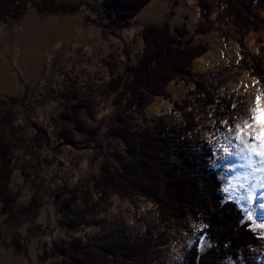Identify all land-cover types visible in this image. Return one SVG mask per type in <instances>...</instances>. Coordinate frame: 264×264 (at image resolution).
Returning <instances> with one entry per match:
<instances>
[{
    "label": "rangeland",
    "instance_id": "rangeland-1",
    "mask_svg": "<svg viewBox=\"0 0 264 264\" xmlns=\"http://www.w3.org/2000/svg\"><path fill=\"white\" fill-rule=\"evenodd\" d=\"M69 1L83 4L81 10L47 15L30 5L18 21L0 22V113L12 116L4 139L13 146L8 187L15 198L13 213L0 214V264H79L70 252L107 243L118 250L105 264H181L197 240L208 247L201 224L187 220L164 226L156 205L145 197L113 193L105 199L95 190L104 159L116 166L127 149L110 134L117 116L128 112L109 83L125 64L138 62L145 25L166 18L173 30L186 25L190 33L184 39L194 37L193 43L207 51L193 62L194 77L171 82L167 97L129 112L134 130L155 128L160 119L182 127L183 114L193 119L196 127L188 139L214 149L215 160L207 166L216 170L218 192L251 216L256 235L248 255L252 264H264V229L257 227L264 223V167L258 171L256 161L245 176L233 174L234 159L248 157L249 145L256 143L247 136L246 142L237 139L235 127L247 121L255 130L264 76L253 74L251 66L264 63V29L240 37L214 5L213 29L194 36L200 20L197 0H151L127 19L129 28L114 31L112 18L119 24L124 20L117 17L113 0ZM255 13L264 19L263 9ZM199 76L216 89L213 106L200 107L194 95ZM77 122L95 130L93 135L77 131ZM73 193L78 197L72 207L83 212L86 200L89 210L83 215L86 223L72 229L66 201ZM222 264L248 263L242 258Z\"/></svg>",
    "mask_w": 264,
    "mask_h": 264
},
{
    "label": "trees",
    "instance_id": "trees-1",
    "mask_svg": "<svg viewBox=\"0 0 264 264\" xmlns=\"http://www.w3.org/2000/svg\"><path fill=\"white\" fill-rule=\"evenodd\" d=\"M150 1L113 0L119 6L117 17L124 20L119 24L112 18L114 31L129 28L131 23L127 19L136 16ZM197 1L200 20L194 28V36L205 34L214 27L210 19V2ZM220 4L224 7L222 20L230 21L240 37L264 29V19L255 13L264 10V0H221ZM30 5L47 15L73 14L83 6L79 1L69 0H44L40 4L35 0H0V22L18 21ZM189 33L184 24L173 30L168 18L161 24L145 25L142 31L144 47L138 62L125 64L123 73L109 83L120 99L117 102L123 103L128 112L117 116L110 134L121 138L127 149L125 155L119 156L116 166L104 159L95 190L105 199L113 193L145 197L156 205L158 221L164 226L179 225L187 220L204 226L200 235L208 247L197 240L185 252L181 264H222L228 259L242 258L245 263L252 264L248 248L253 247L256 234L250 229L251 221L232 200L218 192L221 183L216 170L207 166L215 160L214 149L207 142L188 139L187 135L196 127L193 119L183 114L182 127L170 126L165 119H160L155 128L134 130L129 113L145 109L155 98L167 97V86L171 82L194 77L193 62L206 53L207 47L193 43L194 37L185 40ZM238 43L243 48L242 41L238 40ZM257 61L251 69L253 74L262 77L264 63ZM194 87L200 107L216 103V89L204 76H199ZM11 117V114L0 113V214L14 211L15 198L8 187L13 146L4 139ZM77 131L92 136L95 130L89 131L77 122ZM72 195V201H66V207L72 208L70 215L73 218L68 226L73 229L86 223L83 215L89 210V202L84 200L85 211H76L72 206L78 194ZM115 250H118L115 244L107 243L101 248L84 246L69 252L71 259L75 258L79 264H105L116 255Z\"/></svg>",
    "mask_w": 264,
    "mask_h": 264
},
{
    "label": "snow or ice",
    "instance_id": "snow-or-ice-1",
    "mask_svg": "<svg viewBox=\"0 0 264 264\" xmlns=\"http://www.w3.org/2000/svg\"><path fill=\"white\" fill-rule=\"evenodd\" d=\"M264 93L257 97V107L254 109L256 115L253 117L255 121V130L253 124L245 121L242 125L237 124L235 127L236 138L244 141V137L247 136L248 140H254L256 143L249 145L250 151L255 153L257 156L264 158ZM231 131V129H230ZM227 151V150H225ZM264 207V205H262ZM251 216H248V220L251 221ZM259 229H264V223L257 225ZM193 230H196L195 227ZM253 232L255 228L251 229ZM264 236V233H262Z\"/></svg>",
    "mask_w": 264,
    "mask_h": 264
},
{
    "label": "bare ground",
    "instance_id": "bare-ground-1",
    "mask_svg": "<svg viewBox=\"0 0 264 264\" xmlns=\"http://www.w3.org/2000/svg\"><path fill=\"white\" fill-rule=\"evenodd\" d=\"M248 152L250 153V155H248V157H245V158L243 157V159L236 157L234 159L235 166L233 169V174L235 177L241 178V177L245 176L249 172L251 165L254 164V162H256V161H258V163H259V166H257L258 171H260L262 169V167H264V158H261V157L257 156L255 153L251 152L250 148L248 149L247 153Z\"/></svg>",
    "mask_w": 264,
    "mask_h": 264
},
{
    "label": "crops",
    "instance_id": "crops-1",
    "mask_svg": "<svg viewBox=\"0 0 264 264\" xmlns=\"http://www.w3.org/2000/svg\"><path fill=\"white\" fill-rule=\"evenodd\" d=\"M209 2H210V4H211V14H210V19H211V15H212V10H213V7H214V5H219L220 6V9H219V11L220 10H222L223 11V5H221L220 4V2H221V0H208ZM199 8V7H198ZM200 10V9H199ZM208 33V32H207ZM206 34V33H205ZM201 35H204V34H201ZM205 55V54H204ZM203 55V56H204ZM201 57H199V58H197V60H199Z\"/></svg>",
    "mask_w": 264,
    "mask_h": 264
}]
</instances>
